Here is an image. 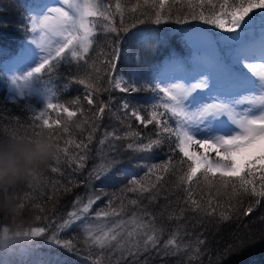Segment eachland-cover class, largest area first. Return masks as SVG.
Listing matches in <instances>:
<instances>
[{
    "label": "snow or ice",
    "instance_id": "obj_1",
    "mask_svg": "<svg viewBox=\"0 0 264 264\" xmlns=\"http://www.w3.org/2000/svg\"><path fill=\"white\" fill-rule=\"evenodd\" d=\"M116 17H119V24ZM126 17L134 23L126 26ZM173 17L176 23L199 20L224 33L236 34L232 38L239 41L243 39L240 33L257 24L264 33V0H115L114 3L109 0H56L33 6L21 26L30 38L13 54L21 70L9 77L8 96L14 104L34 98L40 106H26L25 110L30 113L28 123H21L20 117L6 116L0 111V121L8 119L17 126L4 128L0 138L20 133L21 129L24 133L44 130L50 134L55 147L51 160L56 166L49 165L51 172L64 176L60 167L64 164L71 173H80L88 160L99 122L106 111H112L111 93L143 91L131 81L130 74L117 73L123 37L135 23H144L147 19L160 24ZM101 32L106 39L111 35V40L110 51L100 54L98 66L96 61L90 62L89 53L95 43L94 37ZM256 60L259 62H254ZM241 62L250 75H241L236 84L238 91L228 99L208 101L196 96L198 90L209 87L208 79L203 78L191 85L156 84L152 90L159 95L149 109L124 100L118 109L122 116L117 115V119L127 131L123 135L116 130L106 132L99 140V151L110 141L121 139L134 141L126 148L137 153H150L167 142L173 151H178L180 167H173L169 157L148 168L146 177L154 176V179H148L147 183L132 177L121 190L122 195L131 194L125 197L127 209L123 200L117 207L109 199L105 208L93 214L91 209L101 197L95 194L88 195L86 200L77 197L67 218L57 226L56 232L47 236L45 243L75 254L76 245L70 240L62 241L57 233L84 220L83 243L93 264H113V261L115 264H142L140 257L153 251L158 256L183 255L188 264H192L199 258L205 240L200 236L194 241L186 239L188 233L181 231L179 223L169 232L168 238L163 239L164 227L157 225L156 216L142 203L145 199L149 204L157 203L162 194L168 200L165 188L169 182L185 193L184 207L173 209L170 201L164 206L161 215L167 211L169 220H184L187 212L214 217L219 222L229 221L233 215L251 214L253 205L264 200V38L255 51L243 48ZM73 66L75 74L66 78L63 89L78 85L83 93L61 102L52 77L61 68ZM104 94H108V100L103 99ZM240 106L246 107L237 111ZM224 116L228 117L230 125L220 127L223 122L219 118ZM132 121L144 128L153 126V135L144 137L140 131L133 130ZM73 126L85 134L83 139L78 140L73 135ZM110 147L114 149L115 145L110 144ZM116 165L117 160L110 158L93 168L85 181L75 185L72 176L67 184L53 181L49 199L61 189L67 192L72 186L109 179ZM201 185L207 188V193L202 190L197 197L195 189ZM27 187L33 192L39 190L43 196L47 187L43 172L27 182ZM221 197L226 205L221 204ZM248 198L251 201L245 207ZM33 206L44 211L39 204ZM24 207L23 202L16 204L14 217ZM217 209L222 210L218 212ZM35 219L39 221L40 217ZM46 232L48 228L44 226L24 228L17 225L15 229L3 226L0 227V245L6 252L28 249L33 241L45 237ZM47 264L55 262L49 260Z\"/></svg>",
    "mask_w": 264,
    "mask_h": 264
},
{
    "label": "trees",
    "instance_id": "obj_2",
    "mask_svg": "<svg viewBox=\"0 0 264 264\" xmlns=\"http://www.w3.org/2000/svg\"><path fill=\"white\" fill-rule=\"evenodd\" d=\"M43 1L0 0V111L4 112L6 116L20 117L21 123H28L27 117L30 113L25 110L27 105L33 107L40 105L34 98L12 103L8 96L11 89L8 83V71L15 64L13 54L30 38V34L22 31L21 26L33 6L42 4ZM109 2L114 3L115 0H109ZM116 20L119 24V17H116ZM132 23L134 21L131 18H125L126 26H130ZM194 29L204 30L210 35L216 46L222 67L229 66L235 59L241 60L244 47L250 46L252 51L257 50L261 39L264 38V33H262L259 24L240 33L243 39L238 41L232 38L236 34L224 33L199 20L176 23L175 17L160 24H154L146 19L144 23H135V27H129V32L123 37L121 43V60L117 66V73L130 74L131 81L143 91L134 94H124L118 91L111 93L113 98L112 111H106L103 120L99 122L95 140L90 145L91 151L88 160L80 173H71L66 165L61 164L60 167L65 172V175L61 177L51 172L49 165H56L50 160L42 171L43 178L47 181L43 196L39 190L33 192L32 189L28 188L27 182L10 189V194L14 197L15 203L23 202L25 207L18 214H15V217L14 214L0 211V227L9 226L15 229L17 225L24 228L44 226L48 228V232H46L45 237L33 241V246L28 249L18 248L15 252H6L4 247L0 246V261H3V264H47L49 260L55 264H93L88 249L83 243L82 226L85 223L84 220L77 221L71 227L57 233L62 241L70 240L76 245L75 254L45 243L47 236L56 232L57 226L67 218V214L72 210L73 202L77 197H83L85 200L90 194L101 197L91 209L93 214L105 208L109 199H112L117 207L123 200L127 209L128 200L125 197L131 196V194L124 193L122 195L121 190L129 184L132 177L140 178L147 183L148 179H154V176L146 177L148 168L153 164L165 162L169 157L173 161V167H180L177 163L181 159L178 151H173L167 142L154 148L150 153H137L126 148L129 142H134L128 139L110 141L103 147V151H99V140L105 137L106 132L110 133L116 130L123 135L127 131V128L121 125L117 119V115L122 116V113L118 112L121 101L128 100L133 106L149 109L159 95L152 89L156 84H160L159 79L163 73L173 70L178 65L183 66L185 75L196 70L197 56L195 57L193 49L190 48L188 37L185 34L188 30ZM94 40L95 43L90 50L89 59L90 62L96 61L99 66L98 58H102L100 54H106L110 51L111 35L106 39L101 32L94 37ZM75 71L74 66L71 69L63 67L58 74H54L52 77L61 102L82 96L83 89L78 85H73L66 91L63 89L66 78L74 75ZM236 71L238 75L231 74L227 78L230 80L227 84L233 90L237 89L235 80L238 82L242 74L250 75L239 68H236ZM128 78L129 76H127ZM103 99L108 100V94H104ZM84 103L85 107H88L86 102ZM132 123L133 130L140 131L144 137L153 135V126L144 128L135 121ZM12 127H17L14 122H10L8 119L0 121V136H3L4 128ZM20 133H24L22 129ZM73 135L79 140L83 139L85 134L76 131L73 126ZM110 144H114L115 148H111ZM110 158H115L117 165L113 168L109 179L91 181L86 186H72L71 191L67 192L61 189L53 199H49L53 181L59 180L61 184H67L69 176H72L73 185L83 182L93 168ZM56 187L59 188V184ZM202 190L203 193H207V188L203 185L195 189L197 197L202 194ZM165 194L168 200H165L164 194H162L157 203L149 204L146 199L143 200V206L156 216L157 225L164 227L163 239L166 240L169 232L173 231L179 223L181 231L186 230L188 233L186 239L194 241L197 236H200L205 240L201 246L202 251L199 258L192 261V264H264V200H261L259 205H253L254 211L251 214L247 216L233 215L232 219L226 222H219L214 217H201L192 212L185 213V219L177 222L167 218V211L163 215L161 212L169 201L173 209L178 210L184 207L182 201L185 193L175 189L174 184L169 182L166 185ZM17 197L21 199H17ZM33 197L35 198L33 199ZM220 201L221 204L226 205V200L223 197L220 198ZM250 201L251 198L245 200V207ZM35 204L43 207L44 211L41 212L34 207ZM221 210L217 209L218 212ZM36 216L40 217L39 221L35 219ZM140 260L142 264H181V261L183 264H188L187 258L183 255L179 257L158 256L155 251L151 254L146 253L140 257ZM113 264H115L114 261Z\"/></svg>",
    "mask_w": 264,
    "mask_h": 264
},
{
    "label": "clouds",
    "instance_id": "obj_3",
    "mask_svg": "<svg viewBox=\"0 0 264 264\" xmlns=\"http://www.w3.org/2000/svg\"><path fill=\"white\" fill-rule=\"evenodd\" d=\"M54 155V142L44 130L0 138V211L14 214L16 203L10 189L32 181Z\"/></svg>",
    "mask_w": 264,
    "mask_h": 264
},
{
    "label": "rangeland",
    "instance_id": "obj_4",
    "mask_svg": "<svg viewBox=\"0 0 264 264\" xmlns=\"http://www.w3.org/2000/svg\"><path fill=\"white\" fill-rule=\"evenodd\" d=\"M56 0H44L43 3H55ZM189 40V46L193 49L196 59V70L194 72H188V77L185 75V70L182 65H178L171 71H166L159 79L160 83H182L185 85H191L198 82L200 79L207 78L209 87L203 90H198L195 93L198 97L211 101L213 99L224 100L232 97L236 94L238 89L233 90L228 86L227 78L231 74H237L236 68L242 69L245 73L247 70L243 67V63L239 59H235L229 66L222 67L216 46L212 42L210 35L201 29L188 30L185 32ZM242 37V35H240ZM250 46H248L249 48ZM259 62V61H254ZM235 68V69H234ZM21 69L16 64L12 66L9 71V77ZM120 74V73H118ZM249 74V73H248ZM127 79V75L125 76ZM237 83V80L234 81ZM123 101H121L122 103ZM120 103V104H121ZM246 106H240L237 111L243 110ZM223 123L220 127H227L230 125V121L227 116L219 118ZM91 215L89 216V221ZM86 222V221H85Z\"/></svg>",
    "mask_w": 264,
    "mask_h": 264
}]
</instances>
